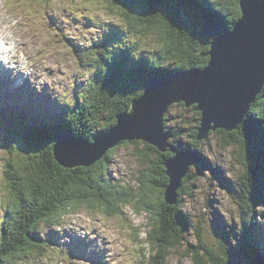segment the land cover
I'll list each match as a JSON object with an SVG mask.
<instances>
[{
  "label": "trees",
  "instance_id": "obj_1",
  "mask_svg": "<svg viewBox=\"0 0 264 264\" xmlns=\"http://www.w3.org/2000/svg\"><path fill=\"white\" fill-rule=\"evenodd\" d=\"M238 3L239 0H110L111 12L124 23L125 30L107 31V35L91 42L83 52L81 48L74 50L80 67L89 73L85 91L76 93L77 97L72 101L65 100L60 115L46 113L41 117L27 113L18 117L15 113H7V118L2 121L10 128L4 133L6 161L2 166L13 200L6 201L4 224L0 230V264H19L25 258L43 257L56 241L51 234L49 240L40 242L38 231L42 226H55L69 211L77 210L78 205L118 214L121 212L118 205L135 201L152 215L147 240L154 246V264H166L171 251L184 247V236L190 231V223L183 211L186 198L192 197L186 186L202 175L204 168H208L207 163L200 165L194 174H186L176 192V202L168 205L164 197L169 183L165 162L174 157L169 150L160 152L143 141H125L88 167L68 169L61 167L54 158L55 136L69 135L93 143L116 125L118 115L130 111L132 102L141 95L151 77L169 76L190 69L203 70L208 65V45L224 30L233 29L240 19ZM190 6H197V18L192 16ZM213 15L217 16L216 19ZM192 19L196 21L194 25L204 29V33L189 27ZM152 32L155 39L159 38L154 46L147 40L154 39ZM128 35L131 38L125 39ZM204 43L208 45L203 46ZM192 108L195 111L196 105ZM168 115L170 113L164 116L163 128L172 134L169 142L175 148L201 154L204 149L202 140L196 139L197 127L191 130L188 119L183 117L186 124L174 118L177 124L173 125ZM195 115L201 116L197 111ZM250 119L255 121L251 126L255 132L251 140L244 142L241 140V124ZM241 124L234 135L219 130L227 141L232 142V136L236 138L235 143L240 144L245 158L244 167L249 169L248 153L254 156L253 168L257 170L248 172L244 168L241 174L244 178L241 180L243 195L238 208L241 217H247L245 222L241 221L240 227V237L246 247H237L233 251L232 264L237 261L236 253L239 254L237 258L249 260L251 264H264V256L248 244L255 240L250 222L255 217L250 214L252 216L257 208L264 206V86ZM138 143L143 145L138 159L148 170L138 176V193L133 194L132 189L112 183L107 171L116 149ZM252 176L256 178L253 180ZM244 211L249 214L244 215ZM217 230L223 233L220 226ZM222 240L225 242L227 238L224 236ZM228 251L226 260L230 255ZM199 252L186 250L187 258L194 264H201L199 257H203ZM207 255L210 263L220 264L222 261L209 250Z\"/></svg>",
  "mask_w": 264,
  "mask_h": 264
},
{
  "label": "rangeland",
  "instance_id": "obj_2",
  "mask_svg": "<svg viewBox=\"0 0 264 264\" xmlns=\"http://www.w3.org/2000/svg\"><path fill=\"white\" fill-rule=\"evenodd\" d=\"M38 1L11 0V4L7 7L0 1V5L3 11L12 14L19 24H21L20 19L23 17L22 21L26 32L32 36L30 55L35 59L34 68L30 71V63L24 62L20 54L13 53L17 61L16 64L21 69L20 73H17V79L24 82L25 77L33 75L30 72H35L38 83L33 84V86L30 83H25L22 86H26L29 90L37 93H45L51 105H58L57 113L60 115L63 112L61 100H68L76 93L84 92L88 86L86 82L89 78L87 69L80 68L76 55L69 45V40L87 49L91 46L95 35L81 26L77 27V22L72 20L69 21V24L60 22L61 17L58 15L62 12L67 13L65 9L68 7L69 9L77 8L76 12H79L82 18L88 14L93 21L103 22V25L109 22L117 24L121 20L111 12L113 10L110 8L112 6L110 0ZM32 5L36 6L37 9L33 8ZM1 7L0 14L7 21L9 19L8 14H5ZM190 9L192 16L197 18V6H190ZM183 12L185 13L184 9ZM198 13L203 14L201 11ZM213 16V19H216L217 16ZM51 18L61 24L57 26V23H54ZM190 23L189 27L192 30L204 33L202 27L194 25L195 19H192ZM154 35L153 33V38ZM158 39L156 37V39L147 40L153 42L152 46H154L158 43ZM3 62L7 64L5 61ZM5 72L7 71L3 70L0 77ZM16 84L19 85L22 82L17 81ZM52 94H54L53 97ZM43 106L47 108L46 104ZM191 106L185 108L179 103H174L171 105L170 115L167 117H171L170 122H173V125L177 124L174 118H178L186 124L182 119L183 117L188 119V126L191 127V130L196 127L199 128V116L195 115L196 110L194 111ZM36 114L43 117L46 112L40 109ZM254 124L253 119L241 124L242 141L248 142L254 134L255 131L251 129ZM254 127L257 129L256 125ZM237 128L232 127L227 131L216 128L209 131L206 139L202 140L204 150L201 152V157H203L204 164L207 163L208 168H204L205 171L202 175L194 178L186 186L189 187L192 197L186 198V206L183 212L189 220L190 231L184 236V247L178 251H171L170 257L166 260L167 264H194L186 255V250L191 249L200 251L199 255L203 257H199L201 264H213L209 262L207 250L214 254L213 256L217 257L218 260L222 259L220 264H232L233 251L237 247L241 249L244 247V240L240 237L242 235L240 227L241 221L245 222L247 217L243 219L239 213L240 208H238V205L242 203L243 195L241 180L244 178L241 174L244 168L248 172L255 169L253 168L254 156L252 157L248 153L249 169H247L246 166L244 167L245 158L241 146L235 143L236 138L232 136V142L227 141L225 135L219 132L222 130L224 133L234 135L233 133ZM1 136L3 133L0 130ZM238 138H240L239 135ZM182 140L189 141L186 138ZM225 145L229 146L225 147ZM176 149L177 152H183L182 149ZM142 150L143 145L141 143L121 145L114 152L107 171L112 183H118L123 187L132 189L133 194L138 193V176L148 170L145 163L138 159V153ZM5 152L3 145H0V230L4 224L6 201L13 200V194L9 193L7 183L4 180L2 165L6 161ZM196 170H199V167L190 168L189 173L194 174ZM255 178L254 176L251 177L253 180ZM151 191L156 192V190ZM118 207L121 212L115 214L104 212L103 208L95 207L94 210L91 206L85 208L78 205L77 210L69 211L68 215L59 219L55 226H42L40 232L38 231L40 242L49 240L53 234L52 239L56 241V245L47 248L43 257L25 258L19 264H154V246L149 245L147 240L152 215L141 209L135 201L126 203L125 206L120 204ZM217 214L221 217L218 220L219 223H215ZM248 214L247 211H244V215ZM250 217H255L250 220L255 240L252 244H248L255 249L256 253L264 255V206L260 209L257 208L252 216L250 214ZM218 226L221 227L222 234L217 230ZM224 236L227 238L225 242L222 240ZM199 238L200 242L198 241ZM74 250L77 251V255L68 257L65 253L63 254L65 251L69 254L70 251L74 252ZM227 250H230L228 251L230 255L226 260ZM238 255L236 253L235 260L237 261H234V264H251L249 260L237 258Z\"/></svg>",
  "mask_w": 264,
  "mask_h": 264
},
{
  "label": "water",
  "instance_id": "obj_3",
  "mask_svg": "<svg viewBox=\"0 0 264 264\" xmlns=\"http://www.w3.org/2000/svg\"><path fill=\"white\" fill-rule=\"evenodd\" d=\"M241 17L232 30H224L208 45V65L166 78L151 77L129 112L118 115L116 125L93 144L68 135L55 137L54 158L64 168L88 167L120 142L143 141L174 157L165 162L168 187L165 202H176L177 190L191 166L201 162L197 152H177L169 144L163 122L174 103L196 105L201 113L197 140L211 130L237 127L264 86V0H239ZM213 124V126H212ZM5 148V142L0 141ZM204 164V162H203ZM196 168V167H195Z\"/></svg>",
  "mask_w": 264,
  "mask_h": 264
},
{
  "label": "bare ground",
  "instance_id": "obj_4",
  "mask_svg": "<svg viewBox=\"0 0 264 264\" xmlns=\"http://www.w3.org/2000/svg\"><path fill=\"white\" fill-rule=\"evenodd\" d=\"M32 7L37 9V7L34 5H32ZM8 18L9 19L6 21L5 17L0 14V60L5 61L7 63L6 66L14 69V72L17 75V73H20L21 69L16 64L17 61L13 53L19 54V52H22V55L21 54L20 55L23 61L26 63H29L27 60H29L28 58L30 57V54L32 52V36L26 32V28L24 27L21 20H20V23L22 25L19 24V22L13 17L12 14H8ZM0 70L7 71L5 70L3 66H1V64H0ZM2 71H0V73ZM34 73L35 72H30V74H34ZM5 75H10V73L8 71L5 73H2L1 77ZM163 132L167 133L165 132V130H163ZM170 135L172 136V134ZM175 150L177 151V149ZM182 150L184 149L182 148ZM218 216L219 214H217V219L215 223H219L218 220L221 217L219 216L218 218Z\"/></svg>",
  "mask_w": 264,
  "mask_h": 264
}]
</instances>
